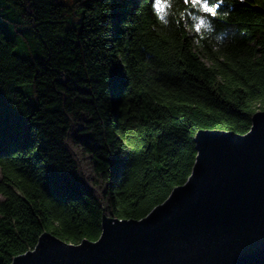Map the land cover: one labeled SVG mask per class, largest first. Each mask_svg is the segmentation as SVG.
Instances as JSON below:
<instances>
[{"label": "trees", "instance_id": "obj_1", "mask_svg": "<svg viewBox=\"0 0 264 264\" xmlns=\"http://www.w3.org/2000/svg\"><path fill=\"white\" fill-rule=\"evenodd\" d=\"M166 2L0 0V264L142 218L186 181L197 131L244 134L264 109V0Z\"/></svg>", "mask_w": 264, "mask_h": 264}, {"label": "water", "instance_id": "obj_2", "mask_svg": "<svg viewBox=\"0 0 264 264\" xmlns=\"http://www.w3.org/2000/svg\"><path fill=\"white\" fill-rule=\"evenodd\" d=\"M187 180L140 219L101 218L96 240L50 232L11 264H264V109L244 134L202 129Z\"/></svg>", "mask_w": 264, "mask_h": 264}, {"label": "snow or ice", "instance_id": "obj_3", "mask_svg": "<svg viewBox=\"0 0 264 264\" xmlns=\"http://www.w3.org/2000/svg\"><path fill=\"white\" fill-rule=\"evenodd\" d=\"M183 3L185 5H190L194 9H198L202 14L216 16L217 10L221 9L224 0H218L214 7L211 4V0H183ZM168 7L169 5L166 0H155V9L161 15V19H163V14ZM193 19L198 21L196 24V31L199 32L205 25V20L203 16H194Z\"/></svg>", "mask_w": 264, "mask_h": 264}, {"label": "rangeland", "instance_id": "obj_4", "mask_svg": "<svg viewBox=\"0 0 264 264\" xmlns=\"http://www.w3.org/2000/svg\"><path fill=\"white\" fill-rule=\"evenodd\" d=\"M63 2H67V3H72L73 0H61ZM8 35V32L6 33ZM15 52H17L18 54L22 55L23 54V51H22V48L20 47V45H16L15 47ZM206 61V60H205ZM23 90H25L27 92V94L29 93V87L24 85L21 87ZM169 195V194H168ZM2 196L0 195V200H1Z\"/></svg>", "mask_w": 264, "mask_h": 264}, {"label": "bare ground", "instance_id": "obj_5", "mask_svg": "<svg viewBox=\"0 0 264 264\" xmlns=\"http://www.w3.org/2000/svg\"><path fill=\"white\" fill-rule=\"evenodd\" d=\"M191 173V172H190ZM190 175V174H189ZM188 178V177H187ZM187 180V179H186Z\"/></svg>", "mask_w": 264, "mask_h": 264}]
</instances>
